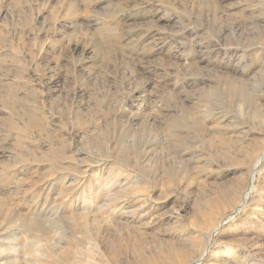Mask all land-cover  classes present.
Returning <instances> with one entry per match:
<instances>
[{"label": "rangeland", "instance_id": "1", "mask_svg": "<svg viewBox=\"0 0 264 264\" xmlns=\"http://www.w3.org/2000/svg\"><path fill=\"white\" fill-rule=\"evenodd\" d=\"M263 151L264 0H0V264H264Z\"/></svg>", "mask_w": 264, "mask_h": 264}, {"label": "bare ground", "instance_id": "2", "mask_svg": "<svg viewBox=\"0 0 264 264\" xmlns=\"http://www.w3.org/2000/svg\"><path fill=\"white\" fill-rule=\"evenodd\" d=\"M230 26H232V25H230ZM229 27V26H228ZM232 29V28H231ZM233 31V30H232ZM238 31V30H237ZM220 33V32H219ZM218 33V34H219ZM216 38V37H215ZM236 38V37H235ZM234 38V39H235ZM233 39V40H234ZM215 42H216V39H215ZM218 43V45H219V47H222V45L223 44H221V42H219V41H217ZM232 43V42H231ZM234 44H235V42H233ZM237 43V42H236ZM233 44V45H234ZM229 45H231V44H229ZM229 45H228V47H226V46H223V49L224 50H226L227 48H229ZM238 47V46H237ZM240 47V46H239ZM238 47V48H239ZM240 49V48H239ZM234 86V85H233ZM238 86V85H237ZM236 86V87H237ZM239 86H240V84H239ZM243 86V85H242ZM236 87H234V89L236 90ZM244 87H245V85H244ZM238 88H240V87H238ZM241 89V88H240ZM240 89H237V90H240ZM231 90V89H230ZM233 90V89H232ZM232 90H231V92H232ZM245 90V89H244ZM247 90V89H246ZM240 91H242V90H240ZM235 92V91H234ZM240 93V92H239ZM243 94V93H242ZM245 98H246V96H245ZM78 151H80L81 153H84V154H86L85 152H83L82 151V149H78ZM56 152V151H55ZM263 153H264V151H263ZM90 154H91V152H90ZM59 155V154H58ZM263 157V156H262ZM56 158H58V157H56ZM260 158H261V156H258V158H256V160H255V162H254V164H253V167H252V170H251V173H250V178H249V180H248V183H247V185H246V187H245V189H244V191H243V193H242V195H241V197H242V199H241V201L237 204V207H236V209H238L241 205L243 206V205H245L246 204V202H247V200H248V195H249V193L253 190V189H255V187H254V182H255V178H256V173L254 172L255 171V169L257 170L258 168V166H259V164H260ZM262 159V158H261ZM56 166H58V165H56ZM61 169H64L63 167L61 168ZM258 171V170H257ZM256 171V172H257ZM65 190V189H64ZM32 193L33 194H35V192L34 191H32ZM97 194V193H96ZM96 196V195H95ZM85 199V198H84ZM90 199H91V197H90ZM92 199H94V198H92ZM91 201V200H90ZM93 201V200H92ZM67 204V203H66ZM33 214H35V215H33ZM32 215H31V217L29 216L27 219V223H28V225L30 226L29 227V231H27L28 233V236L29 237H32V234L33 233H35L36 231L37 232H40L41 234H42V236L43 235H45L47 232H48V226L45 224V222H47L48 221V219H46V221H44V218L45 217H42V215H37L38 213L35 211L34 213H33ZM85 215H86V213H84ZM83 215V214H82ZM22 218V217H21ZM24 218V217H23ZM59 219H61V218H59ZM64 220V219H63ZM17 221H19L18 219H17ZM58 219L56 220H54L53 222L55 223V226L57 225L56 223H58ZM20 222V221H19ZM25 223H26V221H25ZM24 223V224H25ZM64 224V223H63ZM79 223H77V225H78ZM27 225V226H28ZM51 225V224H50ZM53 225V224H52ZM51 225V226H52ZM59 225V224H58ZM82 225V224H81ZM219 223L217 224V225H215V227H214V229H213V231L210 233V234H208V236H207V238H206V240H205V245H204V248H203V250H202V253H201V255H199L198 257H196V260H193V262L195 261H198V260H200L207 252H208V249L212 246V245H214V242H215V233H216V231L217 230H219ZM60 226H62V225H60ZM59 226V227H60ZM22 227V226H21ZM26 227V226H25ZM54 227V226H53ZM26 228H28V227H26ZM58 228V227H57ZM28 230V229H27ZM54 230V232H55V230H57V229H53ZM36 239L39 241L40 239L38 238V237H36ZM35 241V240H34ZM81 242H78V244H80ZM80 247V246H79ZM96 247V246H95ZM25 248V247H24ZM18 250H20V249H18ZM35 250H40L41 251V248H40V246L36 243V242H30V243H27V245H26V248L25 249H21V251L20 252H23V254H29V255H31V254H34V251ZM62 251V250H61ZM87 251V250H86ZM35 255V254H34ZM32 256V255H31ZM35 256H37V255H35ZM81 256V255H80ZM32 258V257H31ZM39 258V257H38ZM50 258V257H49ZM53 258V257H52ZM27 259V258H26ZM33 259V260H32ZM32 259H30L29 258V260H30V264H32V262H33V264H35L36 262H37V260L36 259H34V256H33V258ZM56 259V258H55ZM34 261H35V263H34ZM40 261V260H39ZM39 261L37 262L38 264H40L39 263ZM49 262H51V260L49 261ZM80 262V261H79ZM93 262H95L94 261V259H93ZM193 262H191V263H193ZM28 263V264H29ZM85 263V262H84ZM197 263V262H196ZM25 264H27L26 263V260H25ZM53 264V263H52ZM79 264V263H78ZM91 264V263H90ZM93 264H95V263H93Z\"/></svg>", "mask_w": 264, "mask_h": 264}]
</instances>
